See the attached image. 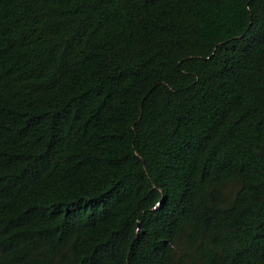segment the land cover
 Wrapping results in <instances>:
<instances>
[{
    "label": "trees",
    "instance_id": "trees-1",
    "mask_svg": "<svg viewBox=\"0 0 264 264\" xmlns=\"http://www.w3.org/2000/svg\"><path fill=\"white\" fill-rule=\"evenodd\" d=\"M0 264H264V0H0Z\"/></svg>",
    "mask_w": 264,
    "mask_h": 264
},
{
    "label": "bare ground",
    "instance_id": "bare-ground-1",
    "mask_svg": "<svg viewBox=\"0 0 264 264\" xmlns=\"http://www.w3.org/2000/svg\"><path fill=\"white\" fill-rule=\"evenodd\" d=\"M12 116V115H11Z\"/></svg>",
    "mask_w": 264,
    "mask_h": 264
}]
</instances>
